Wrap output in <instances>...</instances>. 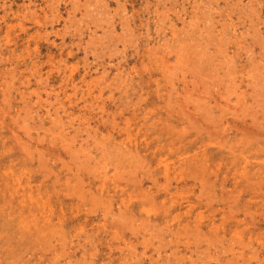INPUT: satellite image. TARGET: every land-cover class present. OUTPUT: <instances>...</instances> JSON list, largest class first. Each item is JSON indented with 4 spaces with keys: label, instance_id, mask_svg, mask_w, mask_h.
<instances>
[{
    "label": "rangeland",
    "instance_id": "rangeland-1",
    "mask_svg": "<svg viewBox=\"0 0 264 264\" xmlns=\"http://www.w3.org/2000/svg\"><path fill=\"white\" fill-rule=\"evenodd\" d=\"M0 264H264V0H0Z\"/></svg>",
    "mask_w": 264,
    "mask_h": 264
}]
</instances>
